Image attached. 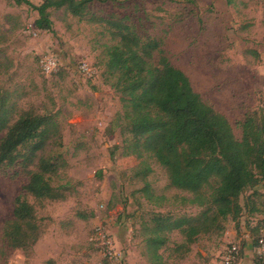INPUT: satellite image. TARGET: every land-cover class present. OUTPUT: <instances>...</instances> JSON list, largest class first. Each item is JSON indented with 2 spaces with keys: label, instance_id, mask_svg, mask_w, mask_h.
<instances>
[{
  "label": "rangeland",
  "instance_id": "obj_1",
  "mask_svg": "<svg viewBox=\"0 0 264 264\" xmlns=\"http://www.w3.org/2000/svg\"><path fill=\"white\" fill-rule=\"evenodd\" d=\"M112 16L159 39L170 62L229 120L239 140L248 115L264 120V0H95L89 19L52 11L53 32L36 29L39 15L25 3L0 0V92L9 93L18 115L34 108L54 118L66 159L54 182L64 199L36 203L42 234L27 251L11 249L3 234L28 178L20 169L0 173V264H107L93 241L100 228L120 254L112 264H160L147 243L152 219L202 210L186 201L192 195L170 187L151 154L123 153L120 96L104 77L111 35L106 25L93 22ZM48 56L57 61L50 75L40 65ZM83 66L93 70L92 78ZM147 184L151 201L143 191ZM258 193L253 202L260 212H249L253 191L243 194L239 219L229 218L218 234L200 236L191 252H175L183 237L168 233L161 264H220L233 244L240 246L236 264H258L262 187Z\"/></svg>",
  "mask_w": 264,
  "mask_h": 264
},
{
  "label": "trees",
  "instance_id": "obj_2",
  "mask_svg": "<svg viewBox=\"0 0 264 264\" xmlns=\"http://www.w3.org/2000/svg\"><path fill=\"white\" fill-rule=\"evenodd\" d=\"M94 2L42 0L37 6L17 0L18 5L25 3L38 13L35 27L47 32L54 31L52 11L89 19ZM93 22L106 25L111 35L112 44L105 49L104 77L120 96L126 126L124 155L151 154L166 170L170 187L192 195L186 201L202 209L195 216L152 219L147 243L161 264L159 252L168 243V233L178 231L183 237L175 252H191L200 236L218 234L229 218L239 219L243 194L253 191L249 200L254 204L258 187L264 190V120L248 115L239 140L229 120L206 103L190 78L170 62L159 39L142 34L126 18L112 16ZM0 134H4L0 173L20 169L28 178L3 236L11 249L27 251L42 234L36 203L64 199L62 189L54 185L65 166L62 138L51 116L34 108L18 115L8 92H0ZM150 171L147 167L146 174ZM143 191L151 201L148 184ZM249 212L260 210L254 204ZM258 261L264 264L259 256ZM106 262L112 264L109 258Z\"/></svg>",
  "mask_w": 264,
  "mask_h": 264
},
{
  "label": "built area",
  "instance_id": "obj_3",
  "mask_svg": "<svg viewBox=\"0 0 264 264\" xmlns=\"http://www.w3.org/2000/svg\"><path fill=\"white\" fill-rule=\"evenodd\" d=\"M41 67L44 72L48 75L53 74L57 70V61L54 57L48 56L41 60ZM82 71L89 77L92 78L94 72L87 66H83ZM97 238L95 241L99 250L104 254L105 257L111 259L114 262H119V252L114 247V242L107 237V235L100 228L97 230ZM258 256L264 262V234L258 238L257 242ZM240 256L239 244L230 245L222 258L220 264H236ZM121 261V260H120Z\"/></svg>",
  "mask_w": 264,
  "mask_h": 264
}]
</instances>
